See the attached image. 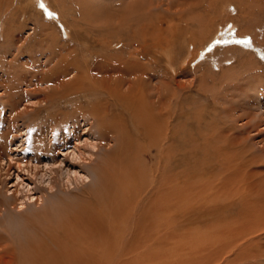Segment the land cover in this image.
<instances>
[{
	"label": "rangeland",
	"instance_id": "rangeland-1",
	"mask_svg": "<svg viewBox=\"0 0 264 264\" xmlns=\"http://www.w3.org/2000/svg\"><path fill=\"white\" fill-rule=\"evenodd\" d=\"M48 4L54 10L53 16L38 0H0V130L8 134H5V140L0 139V147L4 149L0 154L13 150L29 154V160L42 162L52 153L46 148L40 158L33 154L31 148L38 146L33 144L35 139L32 136L37 132L43 133V144L48 148L56 136L57 141L60 138L57 143L63 142L67 146L56 131L49 130L52 121L47 113L51 112L45 109V105H50V101L38 104L37 101L43 100L45 95L36 96L29 90L38 75L51 77L53 70L63 71L61 67L64 65H73L70 68L72 75H69V69L61 76L62 80L71 81L77 76V68L89 73L93 79L92 82L87 76L88 80L83 81L84 87L79 89V102L83 108L94 102L108 103L113 107L111 119L116 120L120 115L128 125V135L139 138L140 132H135L132 124L131 110L101 90L107 82L112 86V83L124 81L127 87L128 82L133 81L137 92L148 94L151 88L154 89L153 96L160 95L161 116L170 124L167 139L163 136L156 142L152 141V145L150 139H141L143 148L140 151L145 153L139 159L141 166L130 171L138 172L143 168L142 176L147 175L151 191L162 186L168 192L167 196L177 204L163 205L166 209L158 205L162 208L161 226L157 234L150 230L147 240L144 231L133 235L129 224L126 233L117 231L133 246L124 248L116 245L109 248L111 254L106 250L94 251V246L90 251L87 241L99 243L101 235L96 232L99 230H85L84 223L104 217L99 221L113 233L108 235L112 237L119 224L114 217L121 219L123 215L121 211V215L113 216L104 200L92 195L95 188L91 183L95 181L93 178L90 182L72 184L58 171V175L53 176L56 189L50 190L15 166L9 178L4 176L2 169L0 233L4 240L0 241V263H6L10 248L14 247L19 264H28L24 260L33 252L31 246L45 239L52 249L59 250L52 239L58 236L55 228L62 224L65 228L60 229L62 232H85L77 241L81 248L75 246V249L79 252L84 249L86 253L94 251L97 256L96 261L81 258L75 264H100V256L105 258L101 264H140L139 261L141 264H264V108L259 103L264 101V0H48ZM16 44L21 48L18 49ZM15 48L21 54L19 62L12 65L10 59L17 53ZM89 53L91 57L87 55ZM86 56L87 59L90 57V63H85ZM94 62L98 63L95 67L92 66ZM108 64L109 68L106 67ZM38 69L47 73H40ZM249 82L254 83L255 88ZM63 92L68 94L70 91ZM94 92L97 94L91 96ZM62 96L63 93L57 94L54 101L61 102L63 108H71L72 104L66 103ZM115 102L120 104L114 109ZM242 102L247 105L250 117H258L259 125H246L250 119L247 115L239 117V120L228 116L230 109L239 108ZM14 106L19 111L25 108L31 111L36 106L43 109L40 108L31 121V112L25 118L18 117L13 111L11 113L9 108ZM240 113L244 114V111ZM80 114L78 123H89L88 116ZM71 128L69 126L68 130ZM26 139L28 142L22 149L20 143ZM112 139L113 144L102 141L100 151H95L93 158L88 157L77 168L89 167L88 172L91 173V167L101 159L106 147L116 149L117 136L114 134L109 140ZM66 146L58 150L62 151ZM124 148L121 151L127 165L133 154ZM115 149L112 150L114 153H122L118 146ZM17 172L24 178H30L24 183H30L31 190L25 184H19L14 197L11 192L15 189L12 184L17 185ZM223 174L232 176L231 186L238 183L235 178L243 179L239 186L236 184L237 188L233 185L238 194L223 191L224 199L234 198L235 204L225 205L226 211L214 216L200 212L199 215L198 205L189 208L192 213L188 214L185 199L207 206L209 203L202 200H211L213 189L219 187L212 182ZM190 180L192 182L188 184ZM147 182H141L144 191ZM40 195L43 201L36 205L32 197ZM126 196L131 198L129 192ZM155 198L152 196L151 201ZM144 202H148L147 199ZM211 207L209 205V209ZM117 208L119 211L116 205L113 212L117 213ZM155 208L150 210L153 216L158 213ZM43 233L51 234V238ZM118 236L112 240L117 241ZM136 242L142 246L137 248ZM62 254L48 260L47 264H64Z\"/></svg>",
	"mask_w": 264,
	"mask_h": 264
},
{
	"label": "bare ground",
	"instance_id": "bare-ground-1",
	"mask_svg": "<svg viewBox=\"0 0 264 264\" xmlns=\"http://www.w3.org/2000/svg\"><path fill=\"white\" fill-rule=\"evenodd\" d=\"M38 2L41 3L42 7L46 8L45 10L47 11V13H51L52 16L54 15V12H52L54 10H52L49 7L48 0H38ZM41 5H39V6H41ZM11 40L14 42L13 39H11ZM17 42L15 41L14 43H17ZM17 45H18V49H20L21 45L16 44V47H17ZM14 51H17V48H15ZM20 54H21V52L18 53V51H17V53L13 54V57H11V59H10V62L12 65L19 62ZM87 55H90V57H91L90 53ZM89 58L87 59V56H86V62L85 63H90ZM10 62L8 61L7 66L10 65ZM97 64L98 63L94 62L92 64V66L95 67ZM71 66H73V65L62 66L61 68L63 69V71H60L61 69H58V72L53 70V72H51L52 73L51 77H47V75H45V74H42L39 77V75L37 74L38 78L35 79L34 86H32L31 88L29 87V90L33 95H36V96L40 95V94L45 95L44 97H42L43 100H41V101L39 100V102L37 101L38 104H40L42 101L43 102L50 101V105H48V106L45 105V109L51 112V113H49V112L47 113V114H50L49 119L51 118L50 120L52 121L50 124L49 130L56 131V133L63 140H65V142L67 143V146H66V144H63V142L57 143L60 140V138H58V141H57V136H56L55 138L52 139V142L50 143V147L48 148L47 145L44 146V144H43V141H44V138L42 135L43 133L37 132L36 135L32 136V138L35 139V143H33V144H36L38 146L37 148H31L33 154L34 153L38 154V157L39 156L41 157L42 155H40V154L42 152H44L46 148L52 154L49 156L47 155L48 158L46 156H45L46 158L43 157L44 159H42V162H35L33 160L28 159V157L30 156L29 154L27 156L25 153L20 154V153H16L13 150L8 151V152L5 150L6 153L0 154V171L2 169H4V176L9 178L11 175L10 172L12 171L13 167L15 166V167H17V169L20 172H23L24 175H28L32 180L36 178L39 181L40 185H42L43 187L48 186V188H50V190L56 189V184L53 181V176L58 175V173H57L58 171L62 172V175L65 176L67 181L71 182L72 184H74V182L79 183V184L85 183V182H90V181H93V179H94L95 180V181H93L94 183L91 182L93 184V186L95 187L94 190L91 191L92 195L96 198H99L100 200H104V202L106 204L105 206L106 207L108 206V208H110L111 214L113 216L117 215V214L121 215V213H119L121 211H123V215H122L121 219H119V218L117 219V217H114L117 219V220L115 219L116 223H119L115 227V232H117V233L114 232L115 237H117L119 235L118 236L119 239L117 241L112 240V238L114 237L113 235H112V237H108V235H111L113 233L109 229L106 230L108 227L105 229V227H103L101 225L102 221H99V220L103 219L104 217H96L94 219H91V220H88L87 222H85L84 223V225H85L84 229L85 230H88V231L89 230L90 231L99 230L96 232L99 236L101 235L100 236L101 239H100L99 243H97V241H91L89 239L87 241L89 247L90 248H91V246H94V248L96 247V249H93L94 251L95 250L96 251L97 250L110 251L109 248H112L116 245H121L124 248H129L133 245L130 242H127V240H125L124 237H120L122 235L118 234L117 229L120 232L124 231L126 233L127 229H128L127 225L130 224L131 225L130 229H132L133 235H136L138 233L137 231H139V232L144 231L146 233V235L144 233H143V235H145V239L147 240L150 230L155 231L153 233L157 234L156 232H157L158 228H160L159 225L161 226V223H159V217L161 216V213H162L161 209L163 208V205L166 207L168 204H170L171 206L173 204L174 205L177 204L173 198H171L170 196H167L168 192L166 193L162 186L157 187V189H160L159 192L157 191V189H154L153 191H151L149 183L147 182V179H146L147 175H145V177L142 176L143 168H142V170H140L138 172H131L130 171L132 169H134V170L138 169L139 159L145 154V153L141 154V151H140V149L143 148V145H141V142H142L141 139H145V138L150 139L151 145H152V143H151L152 141L156 142L157 140H159L163 136H165V138L167 139V136H168V129L167 128H169L170 122H167L161 116L162 109H163V106L161 103L162 99H160V95L157 96L155 94L153 96V94H154L153 90L154 89L152 90L151 88L150 89L148 88L150 90V92L149 93L147 92L148 94H142V93L137 92L138 90L134 89L137 86H136V83H134L133 81H129L128 82L129 85H127V87H125L127 82H124V81H120L117 84L114 83L115 85L112 83V86L108 85V82H107V84H103L105 86L101 90H103V91L105 90L107 93H109V95L111 97H114L113 100L119 101L122 104L124 103L131 110V115H132V120H133L132 124H133V127L136 128L135 132H137V133L140 132L139 138L131 137V135H128V131H129L128 125H126L124 123V119H122L120 117V115L117 116L116 120L111 119L112 117H110V111L113 110V107H111V105H109L108 103L103 104L102 102H98V103L94 102L89 107L83 108V106L79 102L80 96H79L78 92H79V89L81 87H84L85 82L83 83V81L86 80L87 76H89L88 78H90V75H89V73L81 72V70L79 68H77V69L75 68L76 72H77L76 77H74L71 81L62 80L61 76L63 75V73H66L71 68ZM108 66H110V65L109 64L106 65V67H108ZM71 70L72 69H70L69 75H72ZM38 72L47 73V71L44 72L43 69H38ZM138 74H136V75H138ZM134 75H133V77H134ZM140 75H142V74L140 73ZM120 76H122V75H120ZM88 78H87V80H88ZM116 78L117 77L115 76V79ZM121 79H122V77H121ZM91 80L93 82V79H91ZM253 82H255V80ZM249 84H251V83L249 82ZM100 85H102V84H100ZM137 85H138V83H137ZM251 85L253 86L254 83H252ZM252 86H250V88ZM96 87H98V86H96ZM253 87L255 88V86H253ZM253 87H252V89H253ZM247 88L249 89V86H247ZM257 88H256V90H257ZM63 91H70V92L68 94H65ZM61 93L64 94V96H62V97H65L66 103L72 104V105H70L71 108H63L60 105L61 102L54 101L55 96L57 94L61 95ZM94 93L95 94L91 95V96H95L97 94L96 92H94ZM72 94H73V96H72ZM146 95H147V99L145 98ZM253 96L256 97V96H258V94L253 95ZM88 97H90V96H88ZM255 97H252V98H255ZM247 98H250V97H247ZM245 100H247V99H245ZM119 102L114 103V109L117 108V106L120 104ZM243 103L244 102L239 104V106H240L239 108L230 109L231 111L228 113V116L234 120H239V117L247 115V117L250 119L248 120L246 125H250V123H254L255 125L256 124L259 125L258 124V122H259L258 117L257 118L250 117V114L249 113L247 114V112H248L247 110H249V109L246 107L247 105L245 106V104H243ZM259 103L264 108V101H260ZM43 105H41V106H43ZM41 106L40 107L36 106V107L32 108L31 111H28V108H25V110H23V111H19L14 106L13 108H9V111L11 113H12V111L15 112L18 115V117H21V118H25L26 117L25 115L30 114V112H31V114L33 115V118H31L30 120L32 121L33 119H35L36 115L39 113L38 110H40V108H42ZM241 110L244 111V114H242V113L239 114V111H241ZM80 113H82L84 117L88 116L89 123L86 121H84L82 123H78L77 117L79 115H81ZM252 114H251V116H252ZM114 117H116V116H114ZM261 118H262V115H261L260 119ZM262 119L264 120V116ZM69 126H72L70 131L68 130ZM164 127H166V129H164ZM82 129H83V131H82V133H80V130H82ZM94 129H96L95 131L97 133L94 131ZM5 134L8 135L7 131L0 130V139L5 140V138H6ZM24 134L25 133H23V135ZM96 134H97V136H96ZM114 134L117 136L116 141H118V144L114 145V146H116V149L118 146L119 151H121V150L125 149L124 147H126V148L130 149V152L133 154L132 157L130 158L129 164L125 165V158L123 157L122 151H121L122 153H114L112 151L113 149H115L114 147L110 148V149H109V147H106L103 150L104 153L102 154L101 159H98L95 162V164L91 167V173L88 172L89 167L88 168L85 167V168H81V169L77 168V167L81 166L82 162H84L88 157L90 159L93 158V156L95 155V151H100L101 146H103L101 144L102 141L105 140L107 142H104V143L113 144L114 138L111 141L109 139H111L114 136ZM82 136L84 137V139H82ZM108 136H111V138ZM165 138L163 140H166ZM108 140L110 142H108ZM239 140H241V139H239ZM27 142H28L27 139L25 140V142L24 141L21 142L20 147L22 149H24L25 143H27ZM148 144H149V141H148ZM65 146H66V148L64 150H62V151L58 150V149H61L60 147H65ZM2 148L3 147H0V150ZM2 150H4V149H2ZM57 150H58V152H57ZM28 153H30V152H28ZM223 159L226 160V157L225 158L223 157ZM227 161H228V159H227ZM216 164H217V162H216ZM63 166H65V167H63ZM139 166H141V164ZM56 168H58V169H56ZM89 171H90V168H89ZM234 173H236V172L234 171ZM145 174H147V173H145ZM15 177L17 179V185H15L16 183L12 184V187L14 186L15 189H13L14 191L11 192V195L14 197H15L16 192H18V188H16V187L19 184H23L22 186H24L25 179H30L29 177L24 178V176L22 174H20L19 172H17L15 174ZM231 177L232 176L226 177L225 175L224 176L221 175L217 178V180L212 182V183H215L216 186L219 185V187L213 189L214 190L213 195L211 196V198H210L211 200L209 202L202 200V202L209 203V204H207V206L201 205V203L199 204L196 201L194 203V201L187 200V198H186L185 199L186 201H184V202L186 203V205H188L187 208L185 209V210H187L188 214L192 213L191 210H189V208H195L196 205H198L200 207L198 214L200 212V214L203 213V215H206V216L207 215L208 216L209 215L214 216V215H216V213L220 214L222 211H224V210L226 211L227 206L225 207V205L235 204V199L234 198L231 199L232 198L231 196H230L231 200H229V201L224 199L223 191H225V190L229 191L231 194L233 193L234 195L238 194V193H236V189L234 186H236V184H238V186H239L241 183L240 181L243 179L239 180L238 178H235V179H237L238 183L236 182L235 184H233L234 186L233 185L231 186V185H229L230 182L233 180V178H231ZM144 180L147 182V188L145 191L143 190V188H145V187H143L144 185L141 183V182H145ZM186 182L184 181L183 184H186ZM191 182L192 181L190 180L187 183L189 184ZM29 184L30 183L25 184L26 185L25 187H28V190H31V188H29V186H30ZM238 186H236V188ZM9 190H11V189L9 188ZM177 190H178V188H177ZM238 190H239V188H238ZM143 191H144V193H142ZM128 192L131 195V198H127L126 195H128ZM205 192H207V191H204V193ZM207 193H209V192H207ZM149 194H151V196H148ZM190 194H189V196H190ZM133 196H135V198ZM152 196H154V197L156 196L155 201L154 200L151 201ZM185 197L186 196H184V198ZM32 198H35L34 203L36 205L40 204V202L43 201V197L41 195L37 196V197L33 196ZM145 199H147V201L151 202V203L149 204L148 202H144ZM206 200H209V199H206ZM220 200H222V202H219ZM198 201H199V199H198ZM187 202H189V203H187ZM115 204L119 206V211H118V208H117V210H115V211H117V213L113 212L114 207L116 206ZM158 205L162 206V208H159ZM209 205H212L213 207H211L209 209ZM23 206H24V204L22 203L21 207L23 208ZM154 206H156L155 209L158 213L154 214V216H153V213L151 214L150 210L154 209ZM148 207H150L149 208L150 210H148ZM205 207H206V211H204ZM163 209H166V208H163ZM174 209L177 210L176 206H174ZM171 212H172V214H175V213H173V210ZM146 216H148V218ZM152 220L154 221L153 224L150 223ZM156 221L158 222L157 224H156ZM147 223H150V225H148ZM124 224H125V226H124ZM148 226H149V228H147ZM87 227H88V229H86ZM55 229L57 230L58 236H56V237L53 236L52 240H53V244L57 245L58 249L59 248L60 249L54 250L51 248L50 244H48V242H46V239L42 240L38 244H33L31 246L32 248L30 247L33 250V252H31V254H29V256L26 257L29 261H27V259L24 260V258H23L25 263L27 262L28 264H33L35 262L34 264H47L48 260H51L52 258L54 260L57 257H61L60 253H63L62 256L65 258L64 264H72L74 262L76 263V262H78V260L81 261L80 260L81 258H82V260L83 259L85 260L88 258L90 260L96 261L97 256L95 257L94 251L86 253V251L83 249V251L79 252L78 249L74 248L75 246L80 247L77 245V241H78V238L80 236H84L85 232H83L81 230L72 231V232L71 231L68 232V230H65L62 232V230H60V229H65L62 224H58L57 228H55ZM109 233H111V234H109ZM43 234H46L47 236H49V239L51 238V234H49V233H43ZM137 237H138V235H137ZM137 237H135V238L137 239ZM43 239H44V237H43ZM136 239H135V241H137ZM3 240H4V235L2 233H0V241H3ZM86 240H84V241H86ZM137 243L138 242H136V245H137ZM157 244L159 245L160 243H157ZM138 245L139 246H137V248H140L142 246L141 243H138ZM165 247H162V248H165ZM168 248H170V246ZM91 250H92V248L90 249V251ZM165 250H166V248H165ZM153 251L154 250H152V252H151L152 254H153ZM157 251H159V250H157ZM50 254H51V256H50ZM81 254H84L83 256H85V257H82ZM110 254H111V251H110ZM102 255H104V254H102ZM168 256H170V254ZM153 257H155V255ZM104 259L100 256L101 263H103L102 261H104ZM158 259L159 258H157L156 260L158 261ZM124 261H125V259H124ZM36 262H38V263H36ZM3 263H4V261H3ZM3 263L1 262L0 264H3ZM83 263H84V261H83ZM139 263L141 264L140 261H139ZM4 264H19V258L17 257L16 250L14 249V247L10 248L9 259L6 260V263H4Z\"/></svg>",
	"mask_w": 264,
	"mask_h": 264
}]
</instances>
